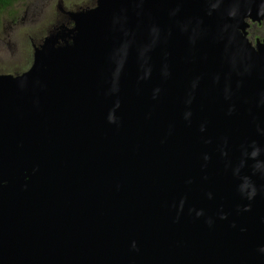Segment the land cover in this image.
<instances>
[{
  "label": "water",
  "instance_id": "95a60500",
  "mask_svg": "<svg viewBox=\"0 0 264 264\" xmlns=\"http://www.w3.org/2000/svg\"><path fill=\"white\" fill-rule=\"evenodd\" d=\"M0 75V264H264V0H96Z\"/></svg>",
  "mask_w": 264,
  "mask_h": 264
},
{
  "label": "rangeland",
  "instance_id": "374dc122",
  "mask_svg": "<svg viewBox=\"0 0 264 264\" xmlns=\"http://www.w3.org/2000/svg\"><path fill=\"white\" fill-rule=\"evenodd\" d=\"M95 2L20 0L0 11V75L14 77L28 70L33 48L45 38L56 35L58 27L65 25L62 23L67 20L66 13L91 9ZM65 26H70L69 21Z\"/></svg>",
  "mask_w": 264,
  "mask_h": 264
},
{
  "label": "flooded vegetation",
  "instance_id": "af4514ba",
  "mask_svg": "<svg viewBox=\"0 0 264 264\" xmlns=\"http://www.w3.org/2000/svg\"><path fill=\"white\" fill-rule=\"evenodd\" d=\"M59 11L62 12V10ZM67 21L68 20L62 24L67 25ZM240 34L243 36L247 44L256 50L264 41V18L259 20L245 19Z\"/></svg>",
  "mask_w": 264,
  "mask_h": 264
},
{
  "label": "trees",
  "instance_id": "16d2710c",
  "mask_svg": "<svg viewBox=\"0 0 264 264\" xmlns=\"http://www.w3.org/2000/svg\"><path fill=\"white\" fill-rule=\"evenodd\" d=\"M20 0H0V11L11 7L15 2H18Z\"/></svg>",
  "mask_w": 264,
  "mask_h": 264
}]
</instances>
